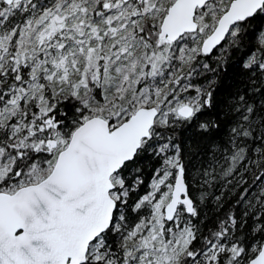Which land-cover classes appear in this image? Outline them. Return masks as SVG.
<instances>
[{
	"label": "snow or ice",
	"instance_id": "6c2138e0",
	"mask_svg": "<svg viewBox=\"0 0 264 264\" xmlns=\"http://www.w3.org/2000/svg\"><path fill=\"white\" fill-rule=\"evenodd\" d=\"M261 17L264 0H0V264H264V29L222 118L201 121L213 82H192ZM209 197L234 207L209 223Z\"/></svg>",
	"mask_w": 264,
	"mask_h": 264
},
{
	"label": "trees",
	"instance_id": "16d2710c",
	"mask_svg": "<svg viewBox=\"0 0 264 264\" xmlns=\"http://www.w3.org/2000/svg\"><path fill=\"white\" fill-rule=\"evenodd\" d=\"M258 29H264V17L257 18L251 23L239 49L225 46L227 51H217L210 59L207 57L203 58L209 65L214 67L217 65L218 58L223 57L224 62L216 67L215 72L204 71L201 75L194 74L193 76L192 82L197 86L207 87L209 81L213 82L209 90L212 91L215 106L204 110V113L201 116L202 122L207 120L216 121L218 115L222 118V110L225 106V102L230 101L238 91H241L245 87L247 74L242 71L241 62L245 59V53L249 51L254 43L252 36L254 33H257ZM197 70L198 72L201 71L198 65ZM190 94L195 95L194 92H191ZM198 132L199 129L196 127L185 128L183 125L178 129L179 138L187 142V147H189L191 151L197 150L203 143L200 140ZM220 135H223V132H221ZM144 172L145 180L147 182L152 174L151 163L148 161L147 157L145 158ZM212 191L214 195H220L218 187L213 188ZM234 200L235 197L226 199L223 202L224 207L217 210V205L213 197H209L203 204H201L199 210L202 215L206 214L209 218L208 222L212 223L217 217L222 216L224 212L228 211L229 207H234Z\"/></svg>",
	"mask_w": 264,
	"mask_h": 264
}]
</instances>
